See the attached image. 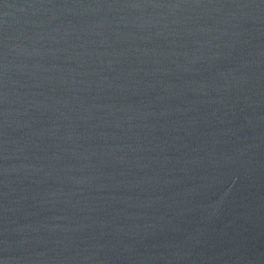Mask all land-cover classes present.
Here are the masks:
<instances>
[{
  "label": "water",
  "instance_id": "water-1",
  "mask_svg": "<svg viewBox=\"0 0 264 264\" xmlns=\"http://www.w3.org/2000/svg\"><path fill=\"white\" fill-rule=\"evenodd\" d=\"M0 264H264V0H0Z\"/></svg>",
  "mask_w": 264,
  "mask_h": 264
}]
</instances>
